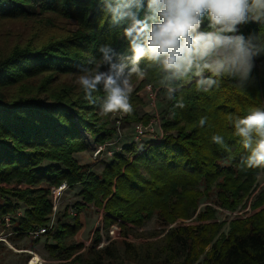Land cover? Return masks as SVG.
I'll return each mask as SVG.
<instances>
[{"label":"trees","instance_id":"obj_1","mask_svg":"<svg viewBox=\"0 0 264 264\" xmlns=\"http://www.w3.org/2000/svg\"><path fill=\"white\" fill-rule=\"evenodd\" d=\"M102 7L101 0H0V36L14 34L17 23L34 29L26 39L19 36L21 41L7 47L0 44V221L10 214L17 237L49 225L52 190L66 182L68 189L79 187L72 203L77 214L70 215L66 205L51 229L36 235V241L46 236L52 259L77 264L120 260L117 240L100 245L99 228L88 246L75 239L82 228L80 214L95 206L107 234L117 224L123 236L138 238L139 229L153 218L161 225L157 232L165 233L157 247L120 240L127 259L264 264V188L249 213L220 220L216 208L235 212L246 207L264 172V167L243 163L249 151L234 128L236 117L264 108V51L254 59L247 79L223 77L207 91L198 88L195 78L191 83H162L163 74L142 60L147 75L142 80L132 77L138 86L130 100L133 112L126 114L123 126L149 122L138 90L150 84L165 100L160 117L164 136L139 146L133 134L123 144L111 115L101 114L102 86L93 93V104L77 82L85 69H96L101 46L110 44L115 52L131 55L122 28L110 23ZM239 33L264 49V21L240 25ZM125 63L131 67L129 60ZM169 85L174 88L171 100L166 95ZM178 101L183 108L176 106ZM202 117H207L203 127ZM214 135L224 143H214ZM113 140L118 142L108 145ZM92 143L109 146L114 150L111 158L81 164L75 155Z\"/></svg>","mask_w":264,"mask_h":264},{"label":"clouds","instance_id":"obj_2","mask_svg":"<svg viewBox=\"0 0 264 264\" xmlns=\"http://www.w3.org/2000/svg\"><path fill=\"white\" fill-rule=\"evenodd\" d=\"M101 4L110 23L122 28L131 53L125 57L110 44L103 45L96 69H85L78 77L90 103L97 102L93 93L102 86L99 107L103 115L133 112L132 77L142 80L147 75L140 67L142 60L163 74L162 83H191L195 78L198 88L207 91L218 87L223 77L247 79L254 59L264 51L251 37L239 33L240 25L264 21V0H101ZM104 66L107 70L102 71ZM173 91L169 85V100ZM176 106L183 108L184 104L178 101ZM206 121L202 117L199 125L203 127ZM234 128L249 151L243 163L248 168L264 167V108L236 117ZM212 141L224 143L220 135H214Z\"/></svg>","mask_w":264,"mask_h":264},{"label":"rangeland","instance_id":"obj_3","mask_svg":"<svg viewBox=\"0 0 264 264\" xmlns=\"http://www.w3.org/2000/svg\"><path fill=\"white\" fill-rule=\"evenodd\" d=\"M60 27H64L62 22L60 23ZM33 31L34 29L31 27L30 24H26L24 22L17 23L15 25V30L13 31L14 34L10 36H4V35L0 36V44L7 47L8 45L13 44L14 42L21 41L19 36L23 37L24 39L31 36ZM136 86H138V83H136L133 87H136ZM138 95H140V97L144 101V106L141 109L142 112L151 115V117L153 115L156 116L157 119L159 118L158 120L160 121V124H161L160 117L162 114L161 111H162L165 100H162L157 97L156 109L152 110L148 106L149 100L147 98L145 87L138 90ZM123 121L121 124V133L123 134L122 143L124 144V143H128L130 139L132 138L133 124L123 126ZM155 128H156V131L152 133L153 136H151L150 134H146V136H143L142 139L138 143L139 146L144 145V143L147 142V140L149 139L156 138V135L160 133V129L158 125H156ZM94 146L95 144L92 143V145L90 146L88 150L79 152L75 155L81 164H91L97 161H102V160L111 158V155H109L108 153H103L99 157H95L94 156ZM118 147H116L115 149H118ZM108 148L110 149V147L108 146L106 150ZM110 152L113 154L114 150H111ZM262 188H264V172L260 173L255 190L252 192L248 200H246V204H247L246 207L238 209L235 212H231L227 209L216 206V208L218 209V213H217L218 218L220 220H226V219L232 218L234 215H244L246 213L251 212V202L253 201V199L259 192V190ZM78 190H79L78 186L73 189L66 188L63 191V194L61 196V203H60L59 209L62 210L66 205H70L71 203H74L78 199L76 195ZM208 203H211V202H208ZM205 204L206 203L204 202L200 206H203ZM100 213L101 211L98 210L95 206H89L88 208L85 209L83 213L80 214L82 228L80 229V231L77 233L75 237L76 241L83 242L86 246L90 245L91 241L93 240V234H94L95 229L100 228L101 226L102 219L100 220L99 218ZM160 226L161 225L159 224L157 219L153 218L152 220L147 222L142 228L139 229L142 235L139 236L138 238L134 236H130L131 238H128L121 234L123 238L115 239L117 240L115 247L118 251L120 260H117L116 262H109V263L120 264L121 263L120 261H122V264H149V263H139V262L133 261L132 259H127L125 255H123L122 243L120 242V240L126 239L130 241H135L136 243H143L145 244V246H147L148 242H151L152 244H154L153 247H157L158 245L161 244L162 237L165 233L163 232L159 234L157 232ZM12 231H13V225L6 227L5 224L0 221V240H2L0 243V264H29L28 260L30 258L29 256L30 254L24 253L23 251H28L24 249H30L32 251H35V257L31 261L32 264H36L39 259L43 260L42 264H77V263H73L70 261L52 259L49 256L48 251L45 248V242H46L45 235H41L39 240L36 241V236L33 237L27 234L22 237H17L15 233H11ZM103 233L107 236V231H105L104 229H103ZM120 233H121V229H120ZM6 236H7V241L10 244H7L4 241L3 238H5ZM152 248L150 247L149 249L151 250ZM152 250L154 251L155 249H152ZM103 264H107V262Z\"/></svg>","mask_w":264,"mask_h":264},{"label":"built area","instance_id":"obj_4","mask_svg":"<svg viewBox=\"0 0 264 264\" xmlns=\"http://www.w3.org/2000/svg\"><path fill=\"white\" fill-rule=\"evenodd\" d=\"M145 91L147 93V98L149 100V107L152 110H155L156 109V105H157V97H158L157 89L154 88L152 85L148 84V85L145 86ZM110 115L113 118V120H114V122H115V124L117 126L118 140H119V138L122 136L121 124H122V121H123L124 117L126 116V114L112 113ZM158 119L156 118V116L153 115L150 118L149 122L146 123V124L141 122V121L134 123L133 127H132L133 128V134H134L133 140L134 141H140L143 136H146V134H150V133L155 132L156 131V128H155L156 125H158L159 129H160V133L158 135H156V138L161 139L164 136V133H163V130L161 128L160 121ZM118 140H113V141L109 142L108 145H113V144L117 143ZM118 149H119V147H118ZM111 150L112 149H107L106 150V146L105 145L104 146L103 145L97 146L95 144V146H94V156L95 157H99L103 153H108L109 155L112 156L113 154L110 152ZM66 188H67V183L66 182L62 183L57 188H53L52 194H51V199H52V202H53V206H52L53 214H52V218H51V221H50L49 225L43 226V227L39 228L38 230L30 231V232L27 233L28 235L34 237L37 234L46 233L49 229H51V227L53 226V224L55 222L56 213L59 210V206H60V203H61V196L63 194V191ZM69 206H70L69 209H68L69 214L72 215V216H75L77 214L76 209L74 208L72 203ZM18 214H21V211ZM99 218H100V220L102 219L101 220L102 221L101 222V226L99 228L100 233H101L100 245H105V244H108L112 240L123 238L121 233H120V228H119V226L117 224H114V225H112L109 228L108 234L106 236L103 233V215H102V212L100 213V217ZM3 221H4V224H5L6 227L11 226L12 225L11 215L10 214L5 215L3 217ZM11 233H14V232L12 231ZM128 238H131V237H128ZM3 239H4V241L7 244H10L7 241V236L5 238H3ZM25 250H28V251H25V252L30 254V258H29L28 262H29V264H32L31 261L35 257V251H32L30 249H25ZM42 262H43V260L39 259L36 264H42Z\"/></svg>","mask_w":264,"mask_h":264},{"label":"crops","instance_id":"obj_5","mask_svg":"<svg viewBox=\"0 0 264 264\" xmlns=\"http://www.w3.org/2000/svg\"><path fill=\"white\" fill-rule=\"evenodd\" d=\"M150 135L153 136L152 133H150ZM24 250H25V249H24ZM23 252H25V251H23Z\"/></svg>","mask_w":264,"mask_h":264}]
</instances>
